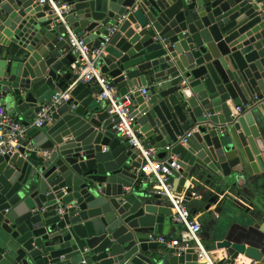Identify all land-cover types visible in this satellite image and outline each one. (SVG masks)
<instances>
[{
  "label": "water",
  "instance_id": "1",
  "mask_svg": "<svg viewBox=\"0 0 264 264\" xmlns=\"http://www.w3.org/2000/svg\"><path fill=\"white\" fill-rule=\"evenodd\" d=\"M66 1L67 27L91 48L123 16L100 63L128 95L145 147L169 165V182L228 180L243 171L242 154L252 172L264 171V125L252 116L256 109L264 123V100L254 99L264 94V0ZM55 19L47 3L0 0V91L28 128L0 156V264H159L150 236L161 234L169 206L136 191L139 151L114 135L96 89L76 83L50 120L31 126L72 75L66 28ZM126 20L136 27L124 29ZM263 196L253 198L262 213ZM216 247L225 262L245 254L264 264L253 246L222 239ZM163 264L203 263L189 248Z\"/></svg>",
  "mask_w": 264,
  "mask_h": 264
},
{
  "label": "built area",
  "instance_id": "2",
  "mask_svg": "<svg viewBox=\"0 0 264 264\" xmlns=\"http://www.w3.org/2000/svg\"><path fill=\"white\" fill-rule=\"evenodd\" d=\"M36 1L40 4L47 3L56 16L55 20L64 24L66 28L65 41L74 57V61L70 65L72 73L70 81L65 86L56 88L49 99L39 105V110L35 113L31 126L39 127L44 121L50 120V113L70 98V91L76 83L82 82L93 86L96 89L95 97L97 101L107 108L108 123L111 124L114 133L121 140H125L133 149L139 151L138 156L141 158L142 168L148 170L145 179L142 178L141 181L147 182L149 176L153 177L150 193L159 195L166 200L171 211V220L181 227V235L179 234L177 237L166 238L158 235L156 238L150 236V240L165 246L169 254L179 255L192 248L197 255L198 262L203 264H232L224 260L216 261L212 258L210 251L206 249L201 241L202 225L200 221L191 216L184 195L177 193L171 182L168 181L169 165L163 160L156 159L157 149L145 147L139 131L135 128L129 110L130 99L128 95H119L111 79L100 71L99 58L103 54L104 44L109 40L110 34L117 29L118 24L123 20V16L117 22L109 24L106 28L107 35L103 37V41L97 47L91 48L83 37L73 33L66 25L65 15L72 10L71 4L66 0ZM140 91L144 92L143 89ZM254 99L256 102L264 100V94L255 96ZM27 129L21 123V120L11 116L4 105L0 103V156L15 152L19 146L18 142L24 139ZM220 132H223L222 128ZM190 133L188 132L182 137L180 142H185ZM29 146L33 148L32 145L29 144ZM170 167L177 168L174 163ZM189 195L197 197L198 193L193 188L190 190ZM254 264L260 263L255 262Z\"/></svg>",
  "mask_w": 264,
  "mask_h": 264
},
{
  "label": "crops",
  "instance_id": "3",
  "mask_svg": "<svg viewBox=\"0 0 264 264\" xmlns=\"http://www.w3.org/2000/svg\"><path fill=\"white\" fill-rule=\"evenodd\" d=\"M126 21L124 29L136 27L134 23ZM100 71L106 75L101 64ZM0 103L4 105L11 116L19 120L23 119L22 115H16V110L2 91H0ZM252 113L257 124L264 125L257 110L255 109ZM227 133L234 137V131L231 128L226 130ZM241 158L244 166L243 171L240 170L239 166L235 167L238 170L233 172L228 180L210 179L206 175L191 174L184 178L181 183L179 178H173L171 182L173 189L184 195L191 216L200 221L202 225L201 241L216 261L227 258L225 248L216 247V243L222 239L253 246L264 257V232L260 230L261 224L264 223V213L256 208L253 203V198L264 192V171L258 168L257 173L252 172L248 164V160L252 158L243 154ZM261 158L264 166V154L261 155ZM147 174L146 168L137 170L138 177L134 183L136 191L139 195L148 197L155 204L168 207L164 198L157 199L154 194L150 193L149 190L153 185L152 176H149L147 182L141 181L142 178L145 179ZM193 188L198 193L197 197L189 195ZM260 204L264 208V196L260 200ZM179 234L181 235V227L171 220V216L165 215L160 235L173 238ZM148 251L155 260L160 261L159 264H163L166 255H168L167 248L161 244H157L156 247L150 248ZM255 262L262 264L245 254H238L231 261L232 264H254Z\"/></svg>",
  "mask_w": 264,
  "mask_h": 264
}]
</instances>
